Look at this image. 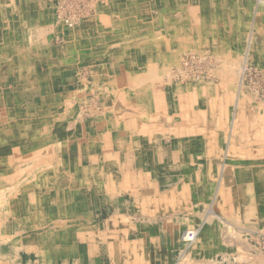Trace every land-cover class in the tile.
<instances>
[{"label":"bare ground","instance_id":"obj_1","mask_svg":"<svg viewBox=\"0 0 264 264\" xmlns=\"http://www.w3.org/2000/svg\"><path fill=\"white\" fill-rule=\"evenodd\" d=\"M112 1L58 2L60 11L55 9L54 13L52 10L51 26L63 23L76 30L89 18L101 14L100 8L111 5ZM219 1L191 0V6L189 1L188 13L192 19L186 16V21L183 18L176 21L180 27L173 24L174 18L169 23L161 17L158 21L161 29L151 30L144 26L137 34L128 32V35L134 34L129 39L144 41L150 49L156 46L157 61L140 59L139 74H130L127 86L115 83L98 67L93 68L90 72L93 74L89 76L79 75L76 80L79 96L74 105L68 101L64 103L70 106L67 107L60 106L46 76L40 79L30 75V83L40 90V95L27 102L25 89L29 87L25 85L29 83L24 81L21 71L11 69L24 51L11 41L15 39L14 29L25 23L38 22V14L33 11V6L31 8L29 0H0L1 80L8 78L14 82L11 100L6 90L9 87L0 94V177L17 182L11 186L14 191L11 190L9 198L4 199L5 194L0 193V264H46L48 258L59 255H75L78 259L82 252H94V244L104 245L106 251L120 254L117 239L121 236L114 234L117 228L114 221L121 217L126 224H131L133 216L138 220L145 219L153 211L180 225L173 249L183 247L180 258H184L191 247L192 251L185 256L189 264H206L205 258L209 260L212 253L221 255L222 262L218 264H264V248L248 243L245 250L242 246L246 241L241 238V231L247 227L254 233L252 235L264 234V101L260 102L262 108L252 103L247 106L251 98L240 94L239 83H235L237 74L245 71L246 64L239 72L241 54L225 46L231 37L245 44L244 32L240 30L246 22L242 21L239 9L247 5L250 14L249 5L253 0H232L231 9H225L228 0ZM82 4L87 9L86 14L91 10L95 14L79 20L75 26L78 20L75 13ZM256 4L259 9L255 29L264 38V0H257ZM172 29L180 43H190L188 49L181 52V48L173 47L166 35ZM251 29L245 60L254 51L255 32ZM18 35L20 40L24 39L22 33ZM36 36L41 39L40 32ZM64 38L57 37L61 41ZM209 40L214 45L210 52L200 48ZM38 62L31 59L25 67L33 68ZM53 62H48L52 68ZM204 64L213 66L206 67L205 72L213 74L217 82H202L198 80V74L193 75L194 68L200 71ZM229 100L234 102V108L227 130L219 118L225 119L222 103ZM218 112L221 117L217 119ZM209 114L222 127L226 137L219 136L214 129L202 134L189 124L192 119L198 124L196 126L205 125ZM157 129L169 131L180 141L174 165L159 170L153 168L152 157L146 152L154 147L151 135ZM76 140L81 141L83 148L90 146L95 154V160L81 170H73L69 165V144ZM189 148L196 154L192 161L190 157L189 162H184V154ZM209 161L220 167L219 172L213 171L210 182L205 181L207 177L201 167ZM161 176L165 177L163 181ZM161 185H168V191L161 192ZM93 187L103 191L105 200L119 204V208L109 210L108 222L96 226L90 216L93 208L99 206V195ZM239 215L242 221L246 219V228H241L243 223ZM228 220H236L242 225L237 232L232 226V230L226 229L235 238L224 236L223 228L227 227L223 223H230ZM219 229H223L224 235ZM220 239L222 245L217 244ZM129 252L127 247L125 258H120L124 264L132 263ZM22 253L29 257L25 263L20 262ZM152 253L154 250L149 255ZM33 256L35 261L31 260ZM135 259L136 264L142 263L136 252Z\"/></svg>","mask_w":264,"mask_h":264},{"label":"crops","instance_id":"obj_2","mask_svg":"<svg viewBox=\"0 0 264 264\" xmlns=\"http://www.w3.org/2000/svg\"><path fill=\"white\" fill-rule=\"evenodd\" d=\"M52 1L53 0H29V3L31 4V8L33 6L34 7L33 11L38 14V18H37L38 22H29V23L22 24L20 26H17L18 28L19 27L20 28L17 30L15 28L13 32V37L15 39L11 41V43L13 42L14 44L21 46V49L24 52H23V55L18 56L19 58L18 63H16L15 65H12L13 68L11 69H13V72L21 71L20 74L25 77L23 78L24 81L26 83H29L25 85V87H29L25 89V92H26L25 96H26L27 102L31 98L33 100L34 98L40 95V90L38 88H35L33 84L30 83L31 81L30 75L32 76L36 75V77L40 79L46 76L48 78L47 81H48L49 87L51 88V91L53 92L54 95L57 96V98L60 101V106H67V107H70V106L64 105V103H67L68 101V103L70 102L72 105H74L76 104L75 102L77 101V97L79 96L80 88H79V84L76 83L78 76L79 75L89 76L93 74V73L90 74V72L95 67H98L104 75L108 74L109 77H111V79L114 80V82L116 81L115 83L120 84V85L123 84L124 86H127L128 78L129 76H131L130 74L132 75L139 74L138 73L139 72L138 63L140 59L141 60L144 59L148 61L149 59L152 58L153 61L155 62L157 61V52H158L156 46H153L150 49V48H147L144 41L136 40L135 38L134 39L131 38L133 40L129 39V37L133 36L134 34L128 35V32L133 31V33L137 34L144 28V26L151 28V30L161 29V27H158V23H159L158 21H159V18L161 17L169 20V23H172L171 20L174 18L175 19V21L173 22L174 25L175 24L177 25L176 21L182 18L186 21V16H188L189 20L192 19L190 18V14L188 13V11H190L188 8L189 7L188 2L190 1V6H191V0H181V1L180 0H166V1L165 0H113L111 5L109 6L105 5L100 8V11H103V12L99 14L97 17L95 16V17L89 18L84 23H82V26L80 28L76 30L71 29L68 31V33H66L60 30L57 31L54 24L51 26V24L53 23L52 10L54 6ZM198 1L201 2L204 0H198ZM196 6L198 7L199 4L197 3ZM197 9L199 10V8ZM145 20H148V22ZM123 24L126 28H124ZM52 28L54 31L52 30ZM38 32L41 33V39L44 41H42L36 36ZM20 33L24 35L23 36L24 39H21V40L19 39L18 34ZM166 35H167L169 42L173 44V47L175 49L181 48V52H183L185 49H188L190 47L189 42L183 41L180 43L175 38L174 29L167 31ZM56 36L60 38L65 37L66 39L64 38V40L60 42L61 44L60 43L58 44V42L57 43L55 42L57 39ZM43 38H46V39H43ZM57 41L59 40L57 39ZM211 41L212 40H209V42H205V43L211 44L212 43ZM53 44H54V47L52 48ZM79 45L82 46V48ZM88 57L90 60L89 61L85 60ZM34 58L36 60H39L36 66H34L33 68H29V69L26 68L25 65L28 64L29 61H31V59H34ZM81 59H84V60H81ZM49 60L54 61L52 63L54 65L53 66L54 68H52V65L48 63ZM13 84L14 82L11 83L8 78L1 80V74H0V94H2L7 87H9L8 89H6L9 100H11V95L13 93V90H12ZM74 84L76 85V87L74 88L69 87L70 85L73 86ZM217 94H220L219 96L222 95V93H217ZM71 101H73L74 103ZM224 102L222 103L224 105L223 109L221 108L220 109L223 110L224 113L226 114L225 119L219 118L221 117L220 115L223 111H221V113L220 112L217 113L218 114L217 119L219 118V120L221 121V125L224 124L225 126H227V130H228L230 128L229 124L231 122V117H232L231 115L233 113L232 110L234 108V105H233L234 102H232L231 100H229L228 102L226 101ZM227 110H230L231 115L228 116L229 112H226ZM206 117H207L208 123L206 122L205 125L196 126L198 124L193 122L192 119L189 120V124L197 128L196 130L202 134H205V133L207 134L211 132V130L212 131L216 130L219 136L224 135L226 137V133H224L220 125H217L215 123L216 121L212 118L213 116L209 114V115H206ZM227 117L230 119L228 120ZM211 124L212 125L214 124L215 127H213ZM151 142L154 144V147L149 150H146V152L148 151L147 153H149V156L152 157L153 165H154L153 168L159 170L163 167L169 168L173 166L174 159L179 150V147H178L179 142H180L179 138L177 136H173L169 131H163V130L157 129L155 133L151 135ZM140 147L141 145H139V148ZM90 149H91L90 146H87V148H83L80 140H76L75 142L72 141L69 144V153H68V157L70 161L69 165L71 166V168H73V170H75L76 168L80 170L84 169L86 168L85 166H89V164L93 162V160H95L94 158L95 154ZM186 151L187 152H185L184 154L183 161L186 162L187 160V162H189L190 157L192 161V156L195 155L196 153L192 152L191 148L187 149ZM209 162H210V165H209ZM209 162H208V165L206 163V166H205V163H204L203 164L204 166L201 165V167H203L202 170L205 172L206 177H207L205 181L210 182L213 179L211 174L215 170L219 172L220 167L218 166L219 165L218 163L215 164V162L213 161H209ZM202 163L203 161L201 162V164ZM164 179L165 177L163 176L160 177L161 181H163ZM95 188L97 187H93V190H95L96 192L97 189ZM160 189H161L160 190L161 192H167L169 187L168 185H161ZM98 199H99L98 200L99 206H96L93 208L92 215L90 216L95 226L100 225V224L102 225L105 222H108V220H110L109 219L110 216L108 213L109 210L114 209V208L116 209L119 208V204H112L109 200L108 201L105 200L104 196L102 200H100L99 197ZM102 205H105V208H107V215L105 219L101 218L100 223L98 224V221H96L97 214H98L97 211L98 209H101ZM101 212L102 210L99 211V214H101ZM167 218H166V215H161L158 211L157 212L153 211L151 215L147 216L145 219L141 218L140 220H138L136 216H133L130 220L131 222H129L131 224H126L125 220L120 217L114 221V225L115 227H117L115 228L116 233L114 234L121 236L119 239H117L118 242H120L119 245H117L118 247L117 251L122 252V253L113 254L109 251H106L105 249L106 247L104 245L94 244L95 245L94 252L90 254L82 252V254L80 253L81 254L79 256L80 258L78 259H76L75 255H71L69 257L65 256L66 257L65 261H67L68 258H72L74 259V261H76V263L84 264L88 261V258L90 256L92 258V255H94L93 261H92L93 263L97 262L101 258H105V259L110 258L113 264H124L123 262L125 261H123L120 258L123 256L125 258V255H126L125 249L129 247L130 255H128V257L132 258L130 262H132L133 264L138 263L136 261L137 257L135 259V252H136V255L138 254V256L142 258L141 264H146L144 263L145 255H143V253H146V256H148V254L153 250L155 253H152V255H149L150 257L157 256L159 259L163 260V264L165 262L167 263V260L169 259V253L175 249V248L173 249V246L175 244L176 236L178 232L180 231V225H176L175 223H173V221L170 218L168 219ZM127 226L128 228L126 229ZM125 230H127L126 233H125ZM130 235H135L136 239L132 238L133 239L132 240L130 238ZM59 256H64V255H59ZM56 257L58 256H55V258ZM52 260H53V256L48 258V260L46 261V264H52L51 262ZM32 261H35V260H32Z\"/></svg>","mask_w":264,"mask_h":264},{"label":"rangeland","instance_id":"obj_3","mask_svg":"<svg viewBox=\"0 0 264 264\" xmlns=\"http://www.w3.org/2000/svg\"><path fill=\"white\" fill-rule=\"evenodd\" d=\"M62 1H64V0H53L52 1V3L54 4V6H53V12L54 13H56V10L57 11H60V10H58V9H60V8H58L57 6H58V2H62ZM67 2H71V1H73V0H66ZM216 1V0H215ZM222 2H223V0H221ZM221 1H219V2H221ZM234 1H236V0H234ZM221 2V3H222ZM237 2V1H236ZM215 3V2H214ZM230 3H232V0H228V3L227 2H225V9H231L232 7L230 6L231 4ZM257 3V0H253V4H251V5H249V9H250V14H248L249 13V11H248V6L246 5L245 7H243V8H240L239 10V15H241L242 16V21L245 23L246 22V25L244 24V26L245 27H242V26H240V27H242V29L240 30V31H243L244 32V38H245V44H244V42H243V44H241V42L240 43H238V41H236L235 40V38L233 39V37H231L230 39L231 40H227V42H226V44H225V46L227 47V49H232L233 51H235L236 52V54H241V61H240V64H239V72H242V70L240 69L241 67H242V65H244V63L246 64V68H245V71L243 72V73H238L237 74V76H236V80H235V83H239L238 85H237V88H238V90H240L241 92H240V94H242V95H246L248 98H251V99H248V103H247V106H248V104H250V103H252V104H255L256 106H260V108H262L263 106H264V104H263V106L260 104V102H263L264 101V44H263V42H264V38L260 35V34H257V30L255 29L256 27H255V22H256V17H257V12H258V7H259V5H257L256 4ZM234 5H235V7H236V4L234 3ZM256 7H255V6ZM82 6H83V8H81L82 10V13L80 14L81 16L80 17H78V20L76 21V23H75V26H77V24L80 22V21H82V20H84L87 16H93L95 13H94V11L93 10H91V12H87V14L85 13L86 12V8H85V5L84 4H82ZM241 7V6H240ZM255 7V8H254ZM85 8V9H84ZM257 8V9H256ZM56 9V10H55ZM79 11H80V9H79V7H78V10L76 11L77 13H76V15L77 14H79ZM226 11H229V10H226ZM92 13V14H91ZM219 13V12H218ZM225 13V12H224ZM82 14H84V15H82ZM86 14V15H85ZM221 14V13H220ZM225 16H226V13H225ZM83 18V19H82ZM230 18V17H229ZM245 19V20H244ZM80 20V21H79ZM242 21L240 22V24H242ZM253 22H254V25H253ZM58 27V28H57ZM239 27V28H240ZM55 28L57 29V31H63L64 30V32H66V33H68V31L70 30V29H72L71 27H66V26H64L63 25V23H57V25H55ZM248 28V29H247ZM252 28V29H251ZM250 29L251 30H253L254 32H255V34L253 35V40H252V42H253V44H254V51H252L251 53H250V55H248L247 56V59L245 60V56H244V54L246 53L245 51H246V47H247V45H246V43H248V40H249V36L251 35V31H250ZM56 31V32H57ZM249 31V32H248ZM249 34V35H248ZM232 35H233V32H232ZM247 39V40H246ZM240 41V40H239ZM56 43L58 42V43H60L61 42V40H59V41H55ZM210 43H204L202 46H200V48L201 49H204V50H208V52H210L211 50H212V48H213V46L214 45H212V43H211V45H209ZM221 46V45H220ZM242 47V48H241ZM245 49V50H244ZM210 50V51H209ZM256 52V53H255ZM239 54V55H240ZM246 61V62H245ZM204 65H205V67H204ZM204 65H202L203 67H202V71L200 70H197L196 69V67L194 68V71L193 72H195V73H193V75L194 76H196L197 74L199 75V76H197V78H198V80H201L202 82H206V83H215V82H217L218 80L213 76V74H211V73H208V72H205V69H207L208 67L209 68H211V67H213V66H211V65H208L207 66V64H204ZM207 67V68H206ZM248 67V68H247ZM204 69V70H203ZM196 70V71H195ZM205 73V74H204ZM205 75V76H204ZM239 75H241V76H239ZM201 78V79H200ZM204 78V79H203ZM212 78V79H211ZM214 78V79H213ZM241 78L243 79L242 80V82H240V80H241ZM211 79V80H210ZM237 80H239L238 82H237ZM244 81V82H243ZM240 85V86H239ZM239 86V87H238ZM246 86V87H245ZM69 87H72V88H74V87H76V85L74 84L73 86L72 85H70ZM237 90V91H238ZM249 90V91H248ZM252 90V91H251ZM244 93H243V92ZM253 91H254V94H253ZM258 96V97H257ZM258 99V100H257ZM32 100V98L28 101V103L30 102ZM233 102V101H232ZM232 104V103H231ZM262 109H264V107L262 108ZM230 114L229 115H231V112H229ZM228 115V116H229ZM228 119H230V118H228ZM58 120V119H57ZM56 120V121H57ZM57 123V122H56ZM55 123V124H56ZM212 125V124H211ZM230 125V124H229ZM213 127H215V125L213 124L212 125ZM11 180H9V179H7L6 177H0V193L2 192V193H4L5 195H4V199L6 198H9V196H10V192H11V190L12 191H14V189H12V185H16L17 184V182L16 183H12V182H10ZM99 189V188H98ZM96 190V193H97V195H99V198H100V200H102V198H103V191L101 190V189H99V190ZM102 210V212H101V214H99V211H101ZM98 214H97V219H96V221H98V224L100 223V220H101V218H103V219H105V217H106V213H107V208H105V205H102L101 206V209H98ZM240 216V221H242V219H241V215H239ZM228 221H230V220H228ZM198 222H200L199 220H198ZM235 224V225H232V224ZM242 225H243V227H241L242 225H238V221H230V223H228V222H226V223H223L224 224V227H227V228H223V225H221V227L220 228H223L224 230H225V235H224V232H223V229L221 230V229H219V232L220 231H222L223 232V235L225 236V237H228V238H233L232 236H234V238L236 237L235 235H229V232H226V229H227V231L229 230V228H230V230H232L233 229V231H235V232H237V231H239L238 229V227L240 226L241 228H246L247 227V223H246V219L245 218H243V221H242ZM231 224V225H230ZM240 224V223H239ZM227 225H229V226H227ZM238 225V226H237ZM258 225V224H257ZM231 226H232V229H231ZM237 226V227H236ZM260 226V225H259ZM249 227H247V229H248ZM247 229H244V230H242L241 231V238L244 240L243 242H245V244H243L244 246H242V248H245V250H247L248 249V246H246L248 243H253L252 245L253 246H255V247H258V248H264V234H262V235H252V234H254V233H250V231L249 230H247ZM39 231H41L40 229H39ZM232 231V232H233ZM247 231V232H246ZM228 234V235H227ZM227 235V236H226ZM138 236V235H137ZM255 236V237H254ZM136 236L135 235H130V238L132 239V238H135ZM248 239V240H247ZM232 240V239H231ZM236 240V239H235ZM234 240V241H235ZM249 241V242H248ZM217 244H220V245H222L223 244V240L222 239H220L219 240V242L217 243ZM257 245V246H256ZM231 246H234L235 247V245L234 244H232ZM183 248V247H182ZM182 248H180V247H178V248H176V249H174V250H172L170 253H169V261L167 260V263L168 264H183V262L184 261H186V262H184V264H189V262H188V260H185V256H187L188 254H189V251L191 252L192 250H191V247L185 252L186 254H184V258L182 257V258H180L181 256H180V254L182 253ZM257 248V249H258ZM264 250V249H263ZM250 252H254V251H250ZM141 254V253H140ZM142 255V254H141ZM143 255H145V257H144V263H146V264H163V260H161V259H159L157 256H155V257H150L149 256V254H148V256H146V253H143ZM93 256L94 255H92V258H91V256L88 258V261L86 262V263H84V264H113V262H112V260L110 259V258H107V259H105V258H101V259H99L97 262H95V263H93L92 261H93ZM216 256V257H215ZM218 257V258H217ZM28 255L27 254H25V253H22V255L20 256V262H27V260H28ZM65 256H58V257H56L55 258V256H53V260L51 261L52 262V264H78V263H76L75 261H74V259H71V258H68L67 259V261H65ZM199 258V257H198ZM207 258L208 257H206L205 259H206V261H205V263L206 264H218V263H220V262H222V257H221V255L220 254H216V253H212L211 254V256H210V258H209V260H207ZM217 258V259H216ZM32 260H35V256H33L32 258H31ZM177 259V260H176ZM181 259V260H180ZM211 259H213V260H211ZM172 260V261H171ZM180 260V261H179ZM184 260V261H183ZM213 261V262H212ZM208 262V263H207ZM211 262V263H210ZM79 264H82V263H79ZM199 264H201V262L199 263ZM203 264H204V262H203Z\"/></svg>","mask_w":264,"mask_h":264},{"label":"built area","instance_id":"obj_4","mask_svg":"<svg viewBox=\"0 0 264 264\" xmlns=\"http://www.w3.org/2000/svg\"><path fill=\"white\" fill-rule=\"evenodd\" d=\"M64 8H65V6L64 7H62L61 8V10H64ZM80 8H82V5H81V7ZM82 9H80V11H79V14L78 15H76V13H75V15H76V17L75 18H78V17H80V14L82 13V11H81Z\"/></svg>","mask_w":264,"mask_h":264}]
</instances>
